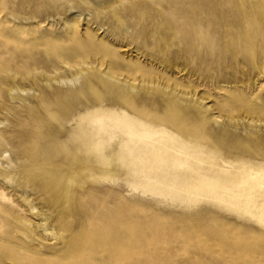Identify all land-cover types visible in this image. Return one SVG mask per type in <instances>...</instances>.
Masks as SVG:
<instances>
[{"label": "rangeland", "instance_id": "rangeland-1", "mask_svg": "<svg viewBox=\"0 0 264 264\" xmlns=\"http://www.w3.org/2000/svg\"><path fill=\"white\" fill-rule=\"evenodd\" d=\"M112 1L0 0V264H264L261 199L172 181L264 169V4Z\"/></svg>", "mask_w": 264, "mask_h": 264}, {"label": "bare ground", "instance_id": "bare-ground-1", "mask_svg": "<svg viewBox=\"0 0 264 264\" xmlns=\"http://www.w3.org/2000/svg\"><path fill=\"white\" fill-rule=\"evenodd\" d=\"M98 1V0H96ZM106 1V2H105ZM237 1V0H236ZM245 1H249L248 4H257L256 6H259V4L261 6H263L264 4V0H242V3H245ZM103 2H105L104 4L106 5L107 3H112V0H103ZM94 3H98L101 4V2H94ZM241 3V1L239 2ZM241 3V6H242ZM103 4V5H104ZM234 4V3H233ZM237 3H235L234 5H236ZM102 5V4H101ZM102 5V6H103ZM104 5V6H105ZM109 6V4H107ZM247 5V4H245ZM244 5V6H245ZM238 6V5H237ZM239 6V7H241ZM249 6V5H248ZM251 6V5H250ZM249 6V8H251ZM242 8V7H241ZM249 8H247L249 10ZM254 8V7H252ZM256 9V8H255ZM261 9V8H260ZM264 9V8H263ZM219 10V9H218ZM239 11V10H238ZM246 11V10H245ZM250 11V10H249ZM248 11V12H249ZM252 11V9H251ZM254 11V10H253ZM258 11V8L257 10ZM264 11V10H263ZM228 12V11H227ZM243 12V11H241ZM255 12V11H254ZM253 13V12H252ZM260 12H258L259 14ZM237 14V13H236ZM250 14V13H249ZM193 15V14H192ZM244 14H242L243 16ZM254 15V14H253ZM255 15H257L255 13ZM260 15V14H259ZM263 15V14H262ZM252 16V15H251ZM258 16V15H257ZM264 16V15H263ZM229 17V16H228ZM245 17V16H244ZM242 17V18H244ZM249 17V16H248ZM254 17V16H253ZM260 17V16H258ZM257 17V18H258ZM241 18V16H240ZM246 18V17H245ZM263 18V17H262ZM261 18V19H262ZM232 19V18H231ZM234 19V18H233ZM236 19V18H235ZM248 19V18H247ZM252 19V17H251ZM250 19V20H251ZM260 19V18H259ZM260 19V20H261ZM191 20V19H190ZM226 20V19H225ZM241 19H239L240 21ZM244 20V19H242ZM241 20V22H242ZM253 20V19H252ZM229 22H231L230 20H228ZM226 20L225 23L228 22ZM237 21V20H236ZM246 21V20H245ZM244 21V22H245ZM254 21V20H253ZM239 22L238 24L240 25ZM250 22V21H247ZM260 22V21H259ZM258 22V24H260ZM236 23V22H235ZM256 23V22H255ZM247 24V23H246ZM254 24V23H253ZM262 24H263V20H262ZM227 25H231L230 23ZM234 24H232L233 26ZM238 25V26H239ZM245 25V23H244ZM249 25V24H248ZM225 26V25H224ZM236 26V25H235ZM243 26V25H242ZM260 26V25H257ZM231 27V26H230ZM250 28V25L248 26ZM227 28V27H226ZM233 28V27H232ZM235 28V27H234ZM242 28V27H240ZM243 28H247V25L244 26ZM257 28V27H256ZM263 28V27H262ZM225 29V28H224ZM236 29V28H235ZM248 29V28H247ZM226 30V29H225ZM224 30V31H225ZM227 30H230L227 28ZM234 29H232L233 31ZM238 30V29H236ZM256 30V29H255ZM231 31V30H230ZM239 31V30H238ZM243 31V30H241ZM246 31H244V34L246 35ZM262 31V30H261ZM260 31V32H261ZM229 33V32H228ZM232 33V32H231ZM230 33V34H231ZM238 33V32H236ZM240 33V32H239ZM262 33V32H261ZM227 34V33H226ZM233 36L235 34V32L232 33ZM241 34V33H240ZM243 34V33H242ZM249 34V32L247 33ZM237 34H235L236 36ZM250 35V34H249ZM234 36V37H235ZM238 36V35H237ZM239 36H244V35H239ZM264 36V33H263ZM241 37V38H242ZM245 37V36H244ZM249 37V36H248ZM252 37V36H251ZM258 37V36H257ZM256 37V38H257ZM247 38V37H246ZM245 38V39H246ZM232 39V36H231ZM230 39V40H231ZM235 39V38H234ZM233 39V40H234ZM248 39V38H247ZM263 39V38H262ZM261 41H264L262 40ZM243 40V38H242ZM251 40V38H250ZM260 40V39H259ZM241 41V40H240ZM248 41V40H247ZM233 42V41H232ZM259 42V41H258ZM257 43V42H256ZM245 44L242 41V45ZM250 47L251 44L247 43ZM261 44V42H260ZM241 45V43H240ZM245 46V45H244ZM247 46V45H246ZM254 46V45H252ZM260 46V45H259ZM262 47V46H260ZM235 48V46H234ZM243 48V47H242ZM254 48V47H253ZM252 49V48H251ZM250 49V50H251ZM257 49V46H256ZM258 50V49H257ZM256 50V51H257ZM262 50V49H261ZM253 51H255L253 49ZM259 52H261L260 50H258ZM236 52V51H235ZM262 53V52H261ZM248 54V53H247ZM236 55V54H235ZM249 55V54H248ZM259 55V54H258ZM260 56V55H259ZM264 69V68H263ZM104 118V119H103ZM100 117L99 114H95L94 112H87L83 114V117L80 120V123L78 124V127L83 130L82 135H78L74 137V146L75 148H77L80 152H83V154L88 155L89 160L91 159L96 165H101V167H103L102 169H96V174L97 175H107L109 173H111L109 167L114 165V161L108 157H106V154L102 151V148L100 146V143L98 142L97 138L95 137V134L93 132V127L90 126L91 121L93 120V122H100V121H104L106 124V120L108 121L107 127L108 130H113V126L117 121H121V119H123L122 116H114L112 114H105V117ZM106 119V120H105ZM110 121V122H109ZM137 122L132 121L133 125H136ZM138 124V123H137ZM158 145H153L152 147H147L145 150H141L137 157L138 160L140 161V163L144 166V168H149L153 169L155 167H157V165H160L161 162L164 161V156L160 155L159 152H161V150L163 148H159L157 147ZM70 159H73L75 162H78V158L74 155H72L70 153ZM79 163V162H78ZM92 164V163H91ZM227 176H217L216 180L214 182L208 183V182H202V181H198L197 179H193V178H186V177H179L178 174L174 175L173 178V182H183V186L187 187L188 189H193L195 191H199L202 193H214L217 197L218 200L223 201L224 198L228 197V200H235L237 198H243L245 200L244 202V206L245 207H249L250 205H254L257 202V199H261L262 200V206L260 207V210L258 212V216L257 219L258 221L261 223L260 225H258L257 227H260L263 231H264V169H253L252 172H245L242 174H233L230 176V178ZM225 201V200H224ZM246 211H250L249 209ZM45 230V229H44Z\"/></svg>", "mask_w": 264, "mask_h": 264}]
</instances>
